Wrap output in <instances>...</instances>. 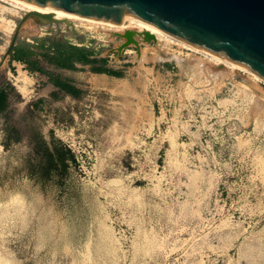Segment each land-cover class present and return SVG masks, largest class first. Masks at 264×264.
Here are the masks:
<instances>
[{"label":"rangeland","instance_id":"1","mask_svg":"<svg viewBox=\"0 0 264 264\" xmlns=\"http://www.w3.org/2000/svg\"><path fill=\"white\" fill-rule=\"evenodd\" d=\"M3 26L0 84L13 93L0 114V264H264L263 81L138 36L121 52L126 80L106 87L80 71L84 94L53 100L45 76L27 75L22 96L5 57L14 30ZM115 33L26 26L16 45L57 38L115 67ZM12 128L20 140L5 145ZM38 131L70 146L76 164L47 171Z\"/></svg>","mask_w":264,"mask_h":264},{"label":"water","instance_id":"2","mask_svg":"<svg viewBox=\"0 0 264 264\" xmlns=\"http://www.w3.org/2000/svg\"><path fill=\"white\" fill-rule=\"evenodd\" d=\"M33 11H53L87 21L117 20L140 24L186 47L219 56L264 78V0H21ZM31 19V24H25ZM70 26L52 14L24 13L15 24L5 51L8 57L26 27ZM138 48L130 33H115ZM145 42L143 36H139ZM138 38V37H137Z\"/></svg>","mask_w":264,"mask_h":264},{"label":"trees","instance_id":"3","mask_svg":"<svg viewBox=\"0 0 264 264\" xmlns=\"http://www.w3.org/2000/svg\"><path fill=\"white\" fill-rule=\"evenodd\" d=\"M42 41H47L48 43L45 45ZM38 42L40 43L37 45V48L42 51V58L55 68L83 71L84 68L82 67L89 66V71L93 74H105L109 76L119 75L107 67V58H94L92 57L94 55L93 52L84 47L73 46L68 42L57 38H47L46 40L39 39ZM12 51L11 61L24 64L25 70L31 75L34 73L44 75L47 78V82L57 88V91L50 94V97L53 100L62 98L60 97V92H63L74 99H78L83 94L81 90L72 86L68 82L66 83L59 77L54 76L53 73L44 70L42 67H38L37 64L31 60L33 51L30 49L29 44L16 45ZM78 66H81V68ZM12 93L13 88L9 85L0 87V114L8 115L10 113ZM41 103H43V100L41 99L33 103V109H39ZM27 113L31 116L33 115L29 110H27ZM13 133L17 134V130L12 128L6 135L5 145L19 142V137L14 139L11 138V134ZM33 138L35 139L34 150L36 153H41L47 171L64 164L66 161H69L73 165L76 164L74 154L59 142L46 140L41 136L39 131L34 133Z\"/></svg>","mask_w":264,"mask_h":264},{"label":"bare ground","instance_id":"4","mask_svg":"<svg viewBox=\"0 0 264 264\" xmlns=\"http://www.w3.org/2000/svg\"><path fill=\"white\" fill-rule=\"evenodd\" d=\"M6 1L8 3H10L11 5L15 6L17 9L24 11L25 13L28 12H39L42 14H52L54 18L56 19H60V20H65L67 22H69L70 24H80L82 26H86L89 29H97V30H114V31H119L122 32V35H126L127 33H130L131 37L134 39H136V37L138 36H144L145 39L150 38L153 39L154 41H161V42H166V43H172V44H177L180 47L183 46L191 51L197 52V53H202L204 55L207 56V58L209 59V61L212 63L213 67H215L214 69L216 70V68H218V70L222 71V69L224 68H228L230 69L232 72H244L246 74H248L252 79L254 80H258V81H263L264 82V78L250 73L247 70L243 69L240 66H237L219 56H212V55H208L204 52H201L199 50H196L192 47H186L184 45H182L181 43H179L178 41L164 35L161 34L149 27L140 25V24H133V23H126V22H122V21H117V20H111L108 22L105 21H87V20H82V19H78V18H74L72 16H68V15H64V14H60L57 12H53V11H43V10H38V11H33L31 9L28 8V6L25 4V2L21 1V0H3ZM3 12H7V13H15L18 12V10L16 9H11V8H6L3 6H0V13L3 14ZM0 21L1 24H3V28L5 30H10L9 34L12 33V31L14 30L13 28L15 27V24L12 23V21L5 19L4 17H0ZM29 22H31V19H29L25 24H28ZM9 24H12V29H9ZM30 24V23H29ZM147 37V38H146ZM212 67V66H211Z\"/></svg>","mask_w":264,"mask_h":264},{"label":"crops","instance_id":"5","mask_svg":"<svg viewBox=\"0 0 264 264\" xmlns=\"http://www.w3.org/2000/svg\"><path fill=\"white\" fill-rule=\"evenodd\" d=\"M69 44L73 45V46H77L74 43L68 42ZM30 45V49L33 51V56L31 57V60L34 61L38 67H43L42 66V51L40 49L37 48L38 45V40H34L31 41L29 43ZM13 51L10 53V55L7 57V65L8 67H18L19 66V74L14 78V87L15 89L18 91V93H20L22 96L27 95L30 92V87H31V82L30 79L28 78L27 75H31L27 70H25V65L15 62V61H11V56H12ZM116 59H118V64L119 66H108V68H110L111 70L115 71L116 73H118L119 75L117 76H109V75H105V74H93L89 71V66H85L82 67L84 68L83 71L87 70V74L86 75H93L98 77V85H103L106 87L112 86L113 84H117L119 82H122L124 80H126L127 78V72H128V68L125 67V63L126 61L124 60V58L120 56H116ZM112 63V62H110ZM81 68V66H78ZM53 70H49L51 73L54 72L56 74L57 77H59L62 81L64 82H68L69 84H71L72 86L76 87L77 89L81 90L82 93L84 94L85 88L87 87V81L83 80V76H80V71H71V70H65V69H59V68H55L53 67ZM17 70V69H16ZM38 75H42L40 73H34V75H31L33 77V79H38L40 81H43L41 78H38ZM44 76V75H43ZM8 79V78H7ZM47 79V78H46ZM5 85H8V83L3 82L0 84V87H4ZM57 91V88L54 87L53 85H50L46 91H45V97H49L50 94L52 92ZM82 94V95H83ZM81 95V96H82ZM60 97L63 98H67L68 99H73V97L66 95L63 92H60ZM51 98V97H50ZM61 99V98H60Z\"/></svg>","mask_w":264,"mask_h":264},{"label":"built area","instance_id":"6","mask_svg":"<svg viewBox=\"0 0 264 264\" xmlns=\"http://www.w3.org/2000/svg\"><path fill=\"white\" fill-rule=\"evenodd\" d=\"M0 6H3V7L7 6L6 8L16 9V10H18V12L24 13V11L17 9L15 6H13L10 3L3 1V0H0ZM51 27H54V26H51ZM68 147H69V149H71L70 146H68Z\"/></svg>","mask_w":264,"mask_h":264}]
</instances>
